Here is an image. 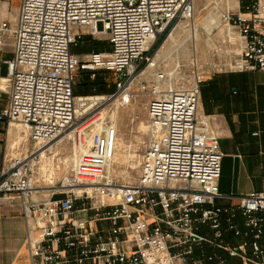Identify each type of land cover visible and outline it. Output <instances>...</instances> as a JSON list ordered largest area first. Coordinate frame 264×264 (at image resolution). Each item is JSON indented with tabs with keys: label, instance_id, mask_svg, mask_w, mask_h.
<instances>
[{
	"label": "built area",
	"instance_id": "built-area-1",
	"mask_svg": "<svg viewBox=\"0 0 264 264\" xmlns=\"http://www.w3.org/2000/svg\"><path fill=\"white\" fill-rule=\"evenodd\" d=\"M193 5L21 0L0 121L19 124L33 144L1 165L0 198L20 201L30 264H264V192H219L223 153L199 114L203 78L193 73L192 83L179 84L178 64L155 57L192 19ZM240 9L221 14L239 47L229 68L264 70V0ZM8 31L0 22V45ZM87 35L111 49L73 53ZM78 69L91 79L112 73L114 92L75 95ZM138 98L146 99L148 138L136 181L125 183L111 173L117 129L103 112ZM65 133L74 151L69 171L37 186L40 148Z\"/></svg>",
	"mask_w": 264,
	"mask_h": 264
},
{
	"label": "crops",
	"instance_id": "crops-1",
	"mask_svg": "<svg viewBox=\"0 0 264 264\" xmlns=\"http://www.w3.org/2000/svg\"><path fill=\"white\" fill-rule=\"evenodd\" d=\"M20 5L21 0H0V22H7L9 27L0 45V79L9 77L7 61L14 54L13 30L16 28ZM86 38L95 40L89 35L84 36L72 45L73 53L86 55L95 52L76 51L78 43L85 47L90 44ZM7 91L8 81L6 89L0 90V97L6 96V102L0 103V108L7 104ZM199 114L208 118L210 129L218 138L223 153L219 192L226 196L264 192V70L242 72L227 69L206 75L200 84ZM4 124L0 121V126ZM3 134L5 139L6 133ZM4 139L1 141L0 137L3 144L0 167L3 164ZM217 202L229 204L235 201L220 199ZM21 254L26 256L24 263H18ZM230 262L240 264L236 259ZM0 264H30L25 246V223L18 198H0Z\"/></svg>",
	"mask_w": 264,
	"mask_h": 264
},
{
	"label": "rangeland",
	"instance_id": "rangeland-1",
	"mask_svg": "<svg viewBox=\"0 0 264 264\" xmlns=\"http://www.w3.org/2000/svg\"><path fill=\"white\" fill-rule=\"evenodd\" d=\"M236 1V5H235ZM240 0H193L194 14L190 21H186L180 26V30H177L166 41L164 48L161 49L156 55L158 57H166L167 50L177 47L176 52L172 57H178L174 59L175 64H178V76L177 81L179 84L188 85L193 81V75L198 74L200 76L211 75L219 71H224L229 68L233 59L236 57L239 47L235 39V35L232 31L224 25L221 14L229 11L231 15L241 12L242 6L239 4ZM252 0H243L242 5L249 4ZM236 8V9H235ZM214 18L218 23H221L219 27L209 28L208 20ZM228 37V38H227ZM164 38V37H163ZM90 44L87 47L78 43L76 51L80 50H100L109 51L110 45L106 43V40H91L86 38ZM163 40V39H162ZM160 40L159 42H161ZM157 43V45L159 44ZM228 42V43H227ZM156 45V46H157ZM156 48V47H155ZM155 48L151 51V54L155 52ZM156 53V52H155ZM166 60V64H167ZM194 73V74H193ZM98 79L104 82V86L98 87L91 86L92 79L90 73L78 69L75 75L74 88H78L76 93L79 96L88 95H110L115 90L114 78L111 73L97 72ZM239 77V75H237ZM99 93H97V90ZM101 88V90H99ZM102 93V94H100ZM6 94V93H5ZM146 99L138 98L136 101L124 107L114 108L109 106L105 108L104 115L105 120H112L116 124L117 129V151L114 160L111 173L113 176L118 177L125 183H134L139 175V156L141 155L144 143L148 138L147 133V111L145 106ZM6 102V96L0 97V103ZM3 132L0 133L1 141L4 139V152L2 157V163H5L13 153L32 150V142L27 137L26 133L22 131L19 126L16 146L10 147L13 142V138L16 137V130L13 126L4 125L0 126ZM67 136V137H66ZM69 133H65L59 136L53 142L45 145L49 146L56 141L65 138L57 145L56 154H47L46 157H37L34 160V177L36 179L37 186H47L46 177L49 173L53 174L54 182L63 177L70 168L73 156V147ZM28 144V147H26ZM2 143L0 142V152L2 150ZM24 145V147H23ZM17 149V150H16ZM16 150V151H15ZM5 155V156H4ZM40 156V155H39ZM53 165L55 167H53ZM54 170V171H53ZM46 177V178H44ZM25 255L21 254L18 259V263H24Z\"/></svg>",
	"mask_w": 264,
	"mask_h": 264
},
{
	"label": "bare ground",
	"instance_id": "bare-ground-1",
	"mask_svg": "<svg viewBox=\"0 0 264 264\" xmlns=\"http://www.w3.org/2000/svg\"><path fill=\"white\" fill-rule=\"evenodd\" d=\"M235 5H236V1H235ZM236 9V8H235ZM219 22V21H218ZM216 19L214 18H209L208 20V27L211 29V28H214V27H219L221 23H218ZM228 38V37H227ZM228 43V42H227ZM176 49L177 47H173L172 49L169 48V50H167V54H166V58H168V61L169 63H171L172 60L178 58V57H172V55L176 52ZM160 56V54L156 55L155 57H158ZM175 62V61H174ZM205 76H203L202 78H204ZM7 81L8 79L5 78V79H0V90H5L6 89V84H7ZM15 130H16V137L13 138V142L10 144V147H14L15 144L17 143V136H18V133H19V130H18V127H19V124L15 123L13 124ZM70 136V135H69ZM67 137V136H66ZM58 138V137H57ZM56 138V139H57ZM65 139V138H62L58 141H56L55 143L49 145V146H43L40 148L38 154L40 155V158H43V157H46L47 154H56L57 152V145H59V143H61V141ZM49 144V143H48ZM47 145V144H46ZM24 146V145H23ZM117 146V144H116ZM119 148V146H117ZM120 149V148H119ZM118 158L115 157L114 160H117ZM53 167H55L53 165ZM54 171V170H53Z\"/></svg>",
	"mask_w": 264,
	"mask_h": 264
},
{
	"label": "trees",
	"instance_id": "trees-1",
	"mask_svg": "<svg viewBox=\"0 0 264 264\" xmlns=\"http://www.w3.org/2000/svg\"><path fill=\"white\" fill-rule=\"evenodd\" d=\"M242 2H243V1H242ZM242 2H241V6H242V8H244V6L242 5ZM95 51H98V50H95ZM98 78H99V77L96 76L95 79L92 80V82H91V86H92V85H93V86H97V85H95L96 83L99 84L98 87H102V86H104V82H103L102 80L98 79ZM95 90H97V89L95 88ZM99 90H101V88H100ZM77 92H78V88H76V89L73 88V93H74L75 95H77V94H76ZM97 93H99L98 90H97ZM100 94H102V93H100Z\"/></svg>",
	"mask_w": 264,
	"mask_h": 264
}]
</instances>
